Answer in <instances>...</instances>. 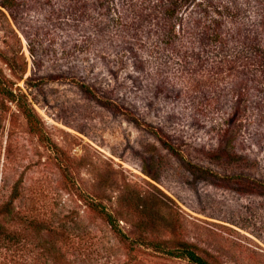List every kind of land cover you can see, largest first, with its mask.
Wrapping results in <instances>:
<instances>
[{"label":"rangeland","instance_id":"obj_1","mask_svg":"<svg viewBox=\"0 0 264 264\" xmlns=\"http://www.w3.org/2000/svg\"><path fill=\"white\" fill-rule=\"evenodd\" d=\"M170 1L0 0V223L20 239L5 264H193L165 253L181 243L264 264V100L245 78L193 89L201 24L258 31L264 0H185L167 44Z\"/></svg>","mask_w":264,"mask_h":264},{"label":"trees","instance_id":"obj_2","mask_svg":"<svg viewBox=\"0 0 264 264\" xmlns=\"http://www.w3.org/2000/svg\"><path fill=\"white\" fill-rule=\"evenodd\" d=\"M185 0H171L168 8L166 9V17L164 27V42L167 44L172 43V27L174 28V21H181L180 17L173 16V11L176 8H179ZM165 14V12H164ZM234 17V18H233ZM235 20V15L230 14L229 17L224 16L222 19H212L209 24H201V29L197 33V41L199 42L198 51L194 52V56L196 58L197 66L201 67L204 63L207 64L209 70L204 71L202 69L201 73L204 76L201 78H197L194 80L193 89H197L203 91L204 89H210L208 86L212 81L221 80V79H229L233 80H243L248 79V81L253 84L254 89L257 91L259 96H262L261 99L264 100V15L262 14L257 23L259 26V30L255 31L248 26H245L244 22H235L236 29L228 32L225 30L226 24L231 23V21ZM174 20V21H173ZM164 21V17H163ZM230 21V22H229ZM250 24H253V20L249 21ZM180 51L179 49H177ZM176 50V51H177ZM204 62V63H203ZM207 68V67H206ZM221 73L223 74L221 76ZM212 75V78H210ZM206 85V86H205ZM216 85V83H215ZM82 87L86 89V91L91 92V88L82 84ZM231 91L234 90L233 85H230ZM0 93L4 95H9L14 97V95L5 87L3 82L0 79ZM186 95H188L189 91L186 89L184 91ZM244 90V94H245ZM260 96L258 103H260ZM201 103V102H200ZM199 104V102H198ZM201 105V104H199ZM23 112L27 119L30 128L39 132V124L38 120L34 114V112L26 105L23 106ZM125 113L131 117V115L125 111ZM132 118V117H131ZM137 123L143 124L144 122H139L137 119L135 120ZM234 122V118H230L229 116L225 119V124ZM146 128L152 131L164 144V146L173 150V144L166 139L165 134L158 130V128L150 126L149 124H144ZM223 141H226L225 135H222L219 138L218 147L211 152L214 155H218L221 157H228L225 152ZM195 169L203 173H207L212 176H218L210 170L198 167L193 165ZM102 213L103 217L107 220L112 229L117 232L121 239H127V236L117 227L114 223V220L109 212H107L104 208H97ZM12 210L10 209V203H5L0 207V215H11ZM31 224V223H30ZM19 233L15 229H10L6 227L3 223H0V252L2 250L9 251L12 246H17L19 242ZM168 255L172 257H179L187 259L190 263L193 264H204L205 260L202 258L195 250H193L192 246L187 243H181L180 248L175 251H165ZM5 257H3L4 259ZM17 258H11L8 264H20ZM54 261L57 259L60 261V256H54ZM13 261V263L11 262ZM0 264H5L2 259L0 260Z\"/></svg>","mask_w":264,"mask_h":264}]
</instances>
